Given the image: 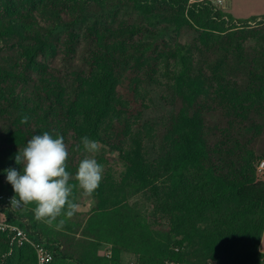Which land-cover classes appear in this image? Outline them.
Wrapping results in <instances>:
<instances>
[{
	"label": "trees",
	"instance_id": "obj_1",
	"mask_svg": "<svg viewBox=\"0 0 264 264\" xmlns=\"http://www.w3.org/2000/svg\"><path fill=\"white\" fill-rule=\"evenodd\" d=\"M121 10L136 20L117 22ZM257 20L264 15L235 19L187 0H0V194L15 196L5 170L22 172L19 149L48 132L67 146L70 199L78 204L81 193L92 203L88 212L51 222L36 219L35 203L9 216L52 251L50 264H124V253L135 264L264 263V179L257 174L264 161V24ZM170 29L191 30L193 42L170 43L160 35ZM82 43L85 69L72 65ZM59 57L71 66H54ZM160 64L172 75L165 87L174 105L148 160L128 123L142 112L130 109L118 86L128 76L139 94L140 77L156 84ZM84 136L116 154L123 168L116 176L97 157L103 175L90 196L75 180ZM0 264H36L35 251L11 245L0 231Z\"/></svg>",
	"mask_w": 264,
	"mask_h": 264
},
{
	"label": "clouds",
	"instance_id": "obj_2",
	"mask_svg": "<svg viewBox=\"0 0 264 264\" xmlns=\"http://www.w3.org/2000/svg\"><path fill=\"white\" fill-rule=\"evenodd\" d=\"M21 123H27L24 117ZM86 152L98 150V142L87 136L81 138ZM68 150L62 136L53 138L48 132L33 135L26 147L15 157L22 164V172L6 169L7 182L12 185L15 196L11 204L17 207L35 203V217L47 218L49 222L66 212L71 217L79 205L70 199L73 186L69 184L71 174L66 170ZM103 175V165L96 159L85 157L80 161L75 180L85 195H91L99 187Z\"/></svg>",
	"mask_w": 264,
	"mask_h": 264
},
{
	"label": "rangeland",
	"instance_id": "obj_3",
	"mask_svg": "<svg viewBox=\"0 0 264 264\" xmlns=\"http://www.w3.org/2000/svg\"><path fill=\"white\" fill-rule=\"evenodd\" d=\"M232 4L239 7L241 11L246 12L247 8L255 9L252 11H261L264 8V0H232ZM225 12L224 10H222ZM230 16H233L234 10L231 9L228 12H225ZM254 17V16H253ZM243 19V18H241ZM136 20V14L130 11H119L117 13V22H134ZM255 23L264 24V20H257ZM253 23L252 26H256ZM161 25L157 27L159 29ZM160 35L165 40L172 43L174 40L179 41L180 43L190 44L193 42L194 36L191 30L183 29L181 34H176L172 29L168 30L167 32L161 31ZM85 45L82 43L78 49L77 55L72 62V65L78 68L85 69L84 62L82 58L85 55ZM54 66L60 68L61 71L64 69L69 68L71 65L62 64L60 57L57 58L53 62ZM173 67H170L172 70ZM140 73H138L139 75ZM171 74H168L165 70L164 65H159L158 71L155 75H153V80L155 79L157 82L156 84H149L146 85V79L144 76L140 77V80L143 81V85H141V90L138 94H133L131 91L129 81L127 82V77H124L118 86V93L119 95L124 98L125 100L129 101L130 109L133 112H142V115L136 118H131L128 123L130 124V134L137 135L142 137L143 148L145 149L146 158L148 160H153L154 158V149L157 143V136L161 135L162 127H161V118L168 116L169 113L173 109L174 101H172L171 94L167 91L165 84H167L171 78ZM143 79V80H142ZM213 121H216V118H213ZM129 142V140L127 141ZM260 144L264 146V138L261 140ZM258 148V145L255 144ZM86 157L94 158L97 157H104L107 158L109 163L106 164L104 170L106 168L112 169L116 176L123 170L122 165L120 162H116L117 155L109 152L105 147L98 143V150L94 153L86 152ZM261 162V161H260ZM257 165V174L258 178L263 179V171L264 168L260 171L258 170ZM4 169L3 165L0 162V180L4 181L5 177L3 175ZM1 185V182H0ZM78 200V210L80 213H84L85 211L88 212V209L92 205L90 198L85 197L81 193L77 198ZM79 212V211H78ZM105 250V247H102L99 250V253L102 254ZM264 264V263H263Z\"/></svg>",
	"mask_w": 264,
	"mask_h": 264
},
{
	"label": "built area",
	"instance_id": "obj_4",
	"mask_svg": "<svg viewBox=\"0 0 264 264\" xmlns=\"http://www.w3.org/2000/svg\"><path fill=\"white\" fill-rule=\"evenodd\" d=\"M188 4L192 3H209L217 8L223 10L225 4L230 0H187ZM264 168V161H261L258 170ZM14 196L12 194H0V231L7 233L11 245H22L24 243L30 244L36 256V264H50L53 258V253L42 242H36L27 235V233L17 224L9 220V216L13 219L18 217V214L24 210V205L17 207L11 204ZM103 254L110 258L111 252L109 247H105ZM128 264H135L133 261ZM165 264H180L178 262H166Z\"/></svg>",
	"mask_w": 264,
	"mask_h": 264
},
{
	"label": "crops",
	"instance_id": "obj_5",
	"mask_svg": "<svg viewBox=\"0 0 264 264\" xmlns=\"http://www.w3.org/2000/svg\"><path fill=\"white\" fill-rule=\"evenodd\" d=\"M233 9L234 13H233V18L235 19H249L254 17H258V16H262L264 15V8L261 11H252L255 9H248L246 10V12L241 11L239 7L235 6L232 4V0H230L229 2H227L223 8V10L226 12H228L229 10ZM263 179H264V171H263ZM89 210V209H88ZM80 212V210H78ZM86 212V211H85ZM84 212V213H85ZM77 236V235H76ZM260 252L264 254V230L262 232V236H261V241H260ZM134 261V257L131 254H122V262L124 264H128L130 262Z\"/></svg>",
	"mask_w": 264,
	"mask_h": 264
}]
</instances>
